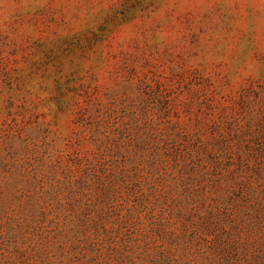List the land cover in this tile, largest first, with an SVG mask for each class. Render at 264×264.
<instances>
[{"label":"rangeland","instance_id":"374dc122","mask_svg":"<svg viewBox=\"0 0 264 264\" xmlns=\"http://www.w3.org/2000/svg\"><path fill=\"white\" fill-rule=\"evenodd\" d=\"M0 264H264V0H0Z\"/></svg>","mask_w":264,"mask_h":264}]
</instances>
